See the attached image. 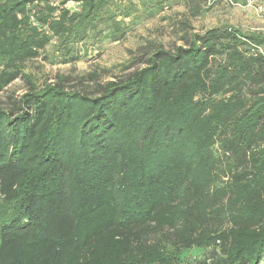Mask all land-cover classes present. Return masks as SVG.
I'll list each match as a JSON object with an SVG mask.
<instances>
[{"label": "trees", "instance_id": "1", "mask_svg": "<svg viewBox=\"0 0 264 264\" xmlns=\"http://www.w3.org/2000/svg\"><path fill=\"white\" fill-rule=\"evenodd\" d=\"M56 1L0 0V92L29 83L0 109V264H264V32L187 33L94 93L39 87L23 64L53 38L118 40L135 6Z\"/></svg>", "mask_w": 264, "mask_h": 264}, {"label": "rangeland", "instance_id": "2", "mask_svg": "<svg viewBox=\"0 0 264 264\" xmlns=\"http://www.w3.org/2000/svg\"><path fill=\"white\" fill-rule=\"evenodd\" d=\"M130 1L135 6L124 23L127 25L125 37L116 40L108 29H103L101 34L92 33L85 42L73 45L70 51L53 38L38 57L23 64V72L39 87L61 82L70 91L94 93L100 84L143 68L156 48L173 50L183 46L187 33H204L226 26L244 32H264V7L262 11L259 9L264 0L237 4L232 0H144L145 3L117 0L113 11L123 13L128 10ZM66 7L72 11L80 9L73 2ZM28 91L27 79L18 78L0 92V109H10ZM213 153L215 159L222 162L218 167L219 185L223 186L228 180V166L235 161L226 158L220 143L213 147ZM207 258H210V250L196 248L183 255L182 264H196Z\"/></svg>", "mask_w": 264, "mask_h": 264}, {"label": "built area", "instance_id": "3", "mask_svg": "<svg viewBox=\"0 0 264 264\" xmlns=\"http://www.w3.org/2000/svg\"><path fill=\"white\" fill-rule=\"evenodd\" d=\"M259 9L262 11V10H263V6H262V5H260V6H259Z\"/></svg>", "mask_w": 264, "mask_h": 264}]
</instances>
